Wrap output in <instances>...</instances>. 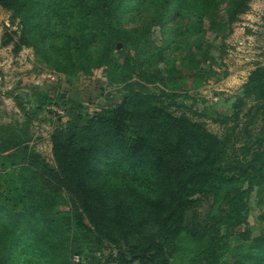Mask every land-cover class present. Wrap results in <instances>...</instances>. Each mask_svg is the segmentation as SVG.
Returning <instances> with one entry per match:
<instances>
[{
    "label": "trees",
    "instance_id": "trees-1",
    "mask_svg": "<svg viewBox=\"0 0 264 264\" xmlns=\"http://www.w3.org/2000/svg\"><path fill=\"white\" fill-rule=\"evenodd\" d=\"M217 1L148 0L150 16L136 26L143 30L130 35L117 21L121 0H0L17 25L1 44L15 52L33 45L48 58V46L90 57L95 45L108 82L120 84L111 104L65 105L50 131L51 159L29 142L26 110L23 121L0 122V264H172L178 255L188 264H264V214L252 231L248 201L260 185L264 200V64L249 71L232 112L214 117L225 126L220 135L170 106L166 86L183 68L139 57L150 24L162 25L169 11L195 12L186 29L209 30L223 45L249 0L209 13ZM54 17L61 36L43 40L36 26L46 19L52 27ZM210 48L197 42L184 57L198 66ZM216 72L200 66L197 74ZM203 200L210 210H198Z\"/></svg>",
    "mask_w": 264,
    "mask_h": 264
},
{
    "label": "rangeland",
    "instance_id": "rangeland-1",
    "mask_svg": "<svg viewBox=\"0 0 264 264\" xmlns=\"http://www.w3.org/2000/svg\"><path fill=\"white\" fill-rule=\"evenodd\" d=\"M147 1L121 0L122 8L117 21L128 29L130 35L143 30L144 27L136 29V26L142 25L150 16L152 7L146 5ZM227 1H217L207 11L224 14ZM9 15L10 12L0 6V122L23 121L26 110L31 115L29 128L32 136L29 142L51 159L50 131L54 124L66 118L65 105L76 100L84 103L88 110H93L111 104L119 99L120 84L108 82L104 65L97 59L100 50L95 45L89 47L90 57L86 50L66 56L62 45L56 49L48 46L53 55L48 58L42 49L37 50L33 45H22L15 52L12 42L1 44L4 31L17 29ZM194 15L195 12L180 16L169 11L162 25L150 24V32L139 57L143 65L165 69L167 65L175 64L183 68L185 75L166 86L173 94L170 106L176 112L185 110L193 118L203 120L210 130L221 135L225 126L214 117L232 112L230 101L235 94L242 92V84L249 71L256 65L264 64V0H249L247 9L232 23L223 45L220 38L209 30L191 33L186 29ZM53 19L55 34L49 32L52 27L47 26L46 19L36 26L40 35L46 33L43 40L61 36V27L56 24V18ZM197 42L203 47L211 45L212 57L193 67L184 56ZM122 47L123 42L117 41L113 49L120 60L123 54L119 50ZM129 51L133 53L134 48L129 47ZM200 55L198 52L197 56ZM200 66L212 67L217 72L197 74ZM190 71H193L192 74ZM156 85L160 86L158 82ZM17 101L24 109L18 106ZM260 189L261 185L255 186L248 198L249 227L254 232L261 225L259 215L264 214ZM210 209L208 200H203L198 206L201 212ZM234 242L232 238L230 243ZM228 259L232 261L233 256H228ZM171 263L188 264L187 257L175 256Z\"/></svg>",
    "mask_w": 264,
    "mask_h": 264
}]
</instances>
